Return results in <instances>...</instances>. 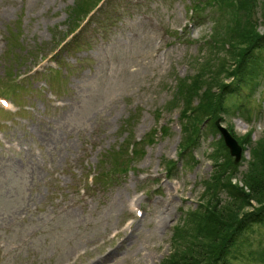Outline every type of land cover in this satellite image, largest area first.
<instances>
[{"label": "rangeland", "instance_id": "obj_1", "mask_svg": "<svg viewBox=\"0 0 264 264\" xmlns=\"http://www.w3.org/2000/svg\"><path fill=\"white\" fill-rule=\"evenodd\" d=\"M263 155L264 0H0V264L171 263ZM234 242L264 264V217Z\"/></svg>", "mask_w": 264, "mask_h": 264}, {"label": "trees", "instance_id": "obj_2", "mask_svg": "<svg viewBox=\"0 0 264 264\" xmlns=\"http://www.w3.org/2000/svg\"><path fill=\"white\" fill-rule=\"evenodd\" d=\"M249 37L251 39V36ZM255 38H258V36ZM241 62L239 60V64ZM198 86L200 84L187 85L186 88L190 94L186 97L199 95ZM205 96H208L210 100L206 106L207 115L210 117L209 122L212 119L213 126H215L217 117H212L211 115L222 109V97L219 95L214 102V96L209 91L199 95L200 99ZM256 160L252 158L249 162L250 168L244 174L242 173L240 177L241 186L235 185V182H233L234 184H229V177L222 179L217 177L216 174H212L210 177L215 184H221L222 187L226 186L230 193L237 194L239 201H249V199L254 198L257 203H261L260 206L238 218L236 211L240 212V210L234 209V204L228 202L226 206H222L220 209L216 206L214 200H211L201 214L203 218L197 224L193 238L189 239L187 232L188 241L186 240L181 247L176 248L171 253V256H173L171 257V263L164 262V264H225L228 253L234 245L233 242L235 239L237 240L242 228L246 224L253 223L256 220L260 221L264 217V175L261 178L259 174H255V169H251V165L255 166ZM259 161L264 164V155ZM235 172L236 170L232 171L231 174ZM232 199L237 201L236 198ZM229 211L230 213L228 214Z\"/></svg>", "mask_w": 264, "mask_h": 264}, {"label": "water", "instance_id": "obj_3", "mask_svg": "<svg viewBox=\"0 0 264 264\" xmlns=\"http://www.w3.org/2000/svg\"><path fill=\"white\" fill-rule=\"evenodd\" d=\"M215 126L217 127L224 144L227 146L230 155L234 157V162H238L241 157L242 147L237 142L236 138L227 130V128L220 123L219 119L215 120Z\"/></svg>", "mask_w": 264, "mask_h": 264}]
</instances>
